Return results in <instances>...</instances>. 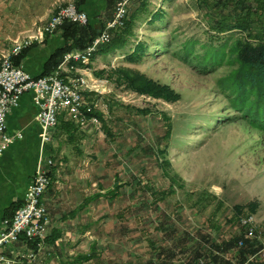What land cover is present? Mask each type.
I'll use <instances>...</instances> for the list:
<instances>
[{"label": "rangeland", "instance_id": "1", "mask_svg": "<svg viewBox=\"0 0 264 264\" xmlns=\"http://www.w3.org/2000/svg\"><path fill=\"white\" fill-rule=\"evenodd\" d=\"M230 1L127 0L124 18L134 15L131 33L114 54L92 59L89 52L85 63L65 58L61 64L66 51L78 48L62 53L46 73L57 69L80 106L70 113L55 108L45 144L53 172L46 188L57 178L53 195L65 211L60 220L69 218L72 229H47L41 196L43 235L19 237L25 253L9 256L25 264L40 254L44 264H184L198 244L209 248L237 233L236 218L248 209L254 210L247 223L264 234V131L231 105L238 94L225 78L236 66L233 46L250 29L225 33L216 24L231 20ZM79 3L0 0V65L4 56L21 64L24 55L13 58L22 48L70 21L50 30L60 7L86 13ZM251 3L246 17L263 0ZM86 22L88 17L76 23ZM136 42L143 48L138 54L132 51ZM75 63L88 70L75 72ZM137 73L149 80H136L144 91L125 80V74ZM56 235L59 245L53 244Z\"/></svg>", "mask_w": 264, "mask_h": 264}, {"label": "built area", "instance_id": "2", "mask_svg": "<svg viewBox=\"0 0 264 264\" xmlns=\"http://www.w3.org/2000/svg\"><path fill=\"white\" fill-rule=\"evenodd\" d=\"M127 0H117L111 18L106 20L100 31L94 35L89 43L81 49L66 51L63 54L61 64L65 57H74L76 60L86 59V52L95 49L101 43L110 39L111 30L122 25L125 16L124 3ZM86 13L76 10L72 5L62 6L51 18L48 25L52 30L63 20L84 23ZM26 44V43H24ZM19 47L13 48L16 52ZM75 68V67H71ZM53 72L41 75H32L22 66L13 65L9 56H4L0 65V154L13 141L15 137H21L20 131L9 133L6 130L5 118L7 112L18 103L20 95L25 91L31 92V101L36 106L35 120L39 123L38 149L35 164L29 181L25 186L21 202L10 217H4L0 221V264H12L13 257L8 250L19 237L31 239L40 237L45 231L46 211L41 196L48 184V164L50 158L46 152L45 144L51 133V125L54 121V111L58 105L66 107V112L78 109L79 101L74 93L68 92L66 85ZM75 72H81L76 71ZM246 215L239 217L240 224L245 226V236L255 238L259 242L257 255L264 256V234L255 231L254 227L246 223ZM240 243V240L238 241ZM20 253H25L23 250ZM198 264H214L209 259H198ZM238 264H245L238 263Z\"/></svg>", "mask_w": 264, "mask_h": 264}, {"label": "trees", "instance_id": "3", "mask_svg": "<svg viewBox=\"0 0 264 264\" xmlns=\"http://www.w3.org/2000/svg\"><path fill=\"white\" fill-rule=\"evenodd\" d=\"M81 2L82 0H77ZM249 4H245L246 8ZM249 7V6H248ZM247 12V11H246ZM245 12V13H246ZM134 15H127L122 26L118 29L113 30L110 39L101 43L91 54L101 52H112L117 48L122 47L127 39V36L131 33V27L133 24ZM248 18L244 15L241 19L235 18L232 22L217 21L218 30L230 29L232 27L245 30ZM96 28L94 25L86 22L85 24H79L76 22L65 21L58 25L61 31V36L64 38V43L58 47H55L53 51L47 56L43 63L41 74L48 72L54 68L60 61L62 53L66 50L75 47L78 49L83 48L87 45L90 39L96 35L102 28ZM222 28V29H221ZM250 37L255 38L254 40L245 39L239 41L234 45L236 66L230 71L225 77L228 84L235 88L238 94L236 102L231 101V105L242 112V114L248 117L249 123L264 131V37H260L258 33L251 34ZM143 48L140 42H136L132 51L142 52ZM26 51V47L22 48L17 55L14 56L13 61L17 62L20 56H23ZM130 57L127 55V58ZM81 63H85L81 62ZM99 71H95L97 73ZM125 73V72H124ZM126 82L131 83V88L137 91H144L141 86L144 84L140 81L136 82L137 79H141L145 82L148 80L141 74L137 73L135 77H131L128 74L124 75ZM149 81V80H148ZM159 85L156 84L155 87ZM167 89V87H163ZM175 96V94H174ZM48 174L50 176L52 168L48 166ZM18 204V203H17ZM16 204V205H17ZM15 207V206H14ZM241 205H235V211L239 212ZM254 208V207H253ZM249 212L245 214H251L252 210L248 209ZM239 217L236 218V224L238 229L237 233L232 236L222 239L218 242H211L209 248H203L200 244L195 248L191 256L185 260L184 264H198V259H209L214 264H264V256L257 255L259 248V242L255 238L245 236V226L240 224ZM240 240V243L238 241ZM204 243V242H203ZM87 258V255L83 257ZM161 264H175L171 261L161 262Z\"/></svg>", "mask_w": 264, "mask_h": 264}, {"label": "crops", "instance_id": "4", "mask_svg": "<svg viewBox=\"0 0 264 264\" xmlns=\"http://www.w3.org/2000/svg\"><path fill=\"white\" fill-rule=\"evenodd\" d=\"M246 1H248V4L251 6L252 0ZM113 2L114 0H82L78 6L86 11L88 22L98 29L101 23H103L104 17H106V11L110 9ZM230 2H232V14H229L230 16L228 17L229 19L231 18V20L228 22H232L235 18L241 19L245 15L246 11H244V6L247 3H244V0H231ZM262 6V9L254 8L253 17L249 13L247 15L248 27H246L245 30H250L247 32L249 36L246 39L254 40L255 38L250 37L253 33H258L260 37H264V0ZM228 7L230 8L229 5ZM226 9L223 8V11H226ZM243 29L237 28V30ZM230 31L231 30L225 29L224 32ZM63 43L64 38L61 36V31L58 27L54 32L45 35L42 40H35L34 44H31L26 49L20 65L30 74L36 75L41 73L43 63L47 56L55 47ZM112 54L114 53L111 52L110 55ZM99 57L100 53H97L94 54L92 59ZM93 62L94 61L91 60L89 63L92 64ZM73 67H75L76 71L88 70L87 66L84 65H77L76 68V63ZM89 67L91 66L89 65ZM34 112L35 107L30 99V91H25L20 95L18 103L13 106L6 115L7 130L11 132L18 129L21 131L22 135L19 138H15L0 154V220L3 216L9 215L15 208L14 206L21 201L25 186L29 181L35 164L38 149L39 125L34 120ZM52 173L51 171V174ZM58 186L59 183L57 178H55L50 184V187L48 186L42 194V201L46 205L49 217L47 229H72L71 225H68L70 221L69 218L63 221L60 220L65 211L62 210V205H60L59 201H56L57 199L53 195L55 188ZM54 233L56 234V232ZM65 234H67V231H65ZM69 235L71 234L69 233ZM58 239L60 240V237L56 235L53 238V244L59 245ZM24 249V243L17 241L11 246L8 252L10 254L15 253L16 255H20L19 251ZM42 255L43 254H40L33 264H44L45 259H43L44 257ZM13 260L15 261L14 264H25V262H28H24V260L19 259V257H17V260Z\"/></svg>", "mask_w": 264, "mask_h": 264}, {"label": "bare ground", "instance_id": "5", "mask_svg": "<svg viewBox=\"0 0 264 264\" xmlns=\"http://www.w3.org/2000/svg\"><path fill=\"white\" fill-rule=\"evenodd\" d=\"M124 19V18H123ZM123 19H122V21H123ZM96 49V48H95ZM95 49H92V50H90V51H87L86 52V59H87V53H89V52H93ZM89 55V54H88ZM65 58H74V57H65ZM64 58V59H65ZM86 59H79L78 61L80 62V60H81V62H84V61H86ZM76 60V59H75ZM64 61V60H63ZM77 61V60H76ZM68 63V62H67ZM67 65V64H66ZM69 65V64H68ZM247 217H250V215L249 216H246V223H247ZM14 260H13V263L12 264H14Z\"/></svg>", "mask_w": 264, "mask_h": 264}]
</instances>
